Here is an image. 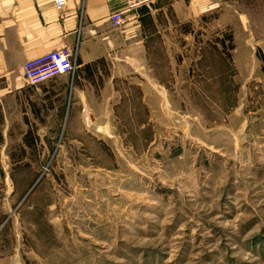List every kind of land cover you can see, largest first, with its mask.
<instances>
[{
  "label": "rangeland",
  "instance_id": "obj_1",
  "mask_svg": "<svg viewBox=\"0 0 264 264\" xmlns=\"http://www.w3.org/2000/svg\"><path fill=\"white\" fill-rule=\"evenodd\" d=\"M258 4L212 0L164 44V105L139 118L59 138L64 118L0 108V264H264Z\"/></svg>",
  "mask_w": 264,
  "mask_h": 264
},
{
  "label": "crops",
  "instance_id": "obj_2",
  "mask_svg": "<svg viewBox=\"0 0 264 264\" xmlns=\"http://www.w3.org/2000/svg\"><path fill=\"white\" fill-rule=\"evenodd\" d=\"M256 6L264 10V4ZM125 8V0H67L61 9L55 0H0L3 117L64 118L62 128L59 120L58 127L52 125L59 138H71L77 137L70 132L79 131L72 124L80 118H139L133 108L162 107L164 44L177 49L191 37L212 0H157ZM117 10H126L121 27L110 19ZM62 46L74 50V71L29 84L25 63Z\"/></svg>",
  "mask_w": 264,
  "mask_h": 264
},
{
  "label": "built area",
  "instance_id": "obj_3",
  "mask_svg": "<svg viewBox=\"0 0 264 264\" xmlns=\"http://www.w3.org/2000/svg\"><path fill=\"white\" fill-rule=\"evenodd\" d=\"M67 0H55L56 7L61 9ZM157 0H125L126 10H135L142 6H150ZM117 10L113 12L110 19L114 27L124 25L125 11ZM74 50L69 46L51 50L38 57L32 58L25 63L24 76L31 85H39L52 78L70 73L75 68Z\"/></svg>",
  "mask_w": 264,
  "mask_h": 264
}]
</instances>
